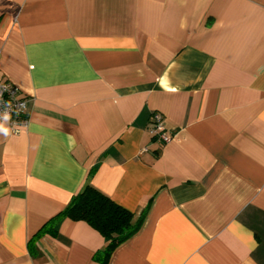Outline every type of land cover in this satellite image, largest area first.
I'll return each mask as SVG.
<instances>
[{
	"label": "crops",
	"instance_id": "obj_1",
	"mask_svg": "<svg viewBox=\"0 0 264 264\" xmlns=\"http://www.w3.org/2000/svg\"><path fill=\"white\" fill-rule=\"evenodd\" d=\"M4 81L0 264H99L68 218L28 249L86 185L144 213L108 264H264V0H0Z\"/></svg>",
	"mask_w": 264,
	"mask_h": 264
},
{
	"label": "trees",
	"instance_id": "obj_2",
	"mask_svg": "<svg viewBox=\"0 0 264 264\" xmlns=\"http://www.w3.org/2000/svg\"><path fill=\"white\" fill-rule=\"evenodd\" d=\"M65 218L85 222L108 240L106 247L94 255L99 264H108L115 248L140 229L144 213L136 216L93 186L86 185L72 197L67 207L51 217L33 235L28 245L31 254L36 251L34 242L45 234H55L57 224Z\"/></svg>",
	"mask_w": 264,
	"mask_h": 264
},
{
	"label": "built area",
	"instance_id": "obj_3",
	"mask_svg": "<svg viewBox=\"0 0 264 264\" xmlns=\"http://www.w3.org/2000/svg\"><path fill=\"white\" fill-rule=\"evenodd\" d=\"M0 114L8 111L11 114L9 121L13 133H18L20 127L27 122L26 101L20 90L8 81L0 83ZM149 132L152 138L161 142H168L170 137L165 132L164 118L158 112H152L149 118Z\"/></svg>",
	"mask_w": 264,
	"mask_h": 264
},
{
	"label": "clouds",
	"instance_id": "obj_4",
	"mask_svg": "<svg viewBox=\"0 0 264 264\" xmlns=\"http://www.w3.org/2000/svg\"><path fill=\"white\" fill-rule=\"evenodd\" d=\"M2 96V93H0ZM11 119V114L8 111L0 114V135L7 137L11 131V129L7 126L8 122Z\"/></svg>",
	"mask_w": 264,
	"mask_h": 264
}]
</instances>
